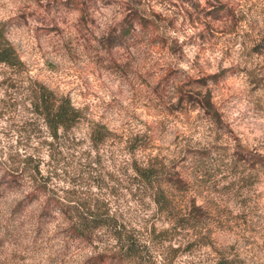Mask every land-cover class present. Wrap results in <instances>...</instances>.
<instances>
[{"label": "rangeland", "instance_id": "obj_1", "mask_svg": "<svg viewBox=\"0 0 264 264\" xmlns=\"http://www.w3.org/2000/svg\"><path fill=\"white\" fill-rule=\"evenodd\" d=\"M0 22L22 61L0 65V264H264V0H0ZM38 84L80 112L55 136ZM85 209L139 256L76 237Z\"/></svg>", "mask_w": 264, "mask_h": 264}, {"label": "trees", "instance_id": "obj_2", "mask_svg": "<svg viewBox=\"0 0 264 264\" xmlns=\"http://www.w3.org/2000/svg\"><path fill=\"white\" fill-rule=\"evenodd\" d=\"M0 65L7 68H20L22 65V61L20 60L16 48L5 34V25L3 22H0ZM216 76L217 74L205 75L197 78L195 82L198 86H204L208 81H211V78ZM38 91L39 94L36 97L35 103V106L38 109L37 114L42 119L44 125L48 128L50 136H55L56 131L60 128L65 129L71 126L72 123L80 117L79 110L74 108L69 103L67 98H60L57 100L51 99V92L47 90L46 87L39 84ZM198 101H200V108L205 110L207 113L211 112V103L208 98V94H206L203 99H199ZM93 128L91 138L96 142L101 139L102 136L98 138V136H95L94 132H97L99 129L104 130L105 128L103 125L98 124L94 125ZM257 162L264 166V158H258ZM142 175L145 176V174ZM167 180L172 185H175L178 181V177H176L175 180L172 178H167ZM70 226L76 237H87L88 233H91L96 228L109 227L111 229L109 232L110 236L116 242V258L128 261L139 256L136 240L131 236V234L125 232L122 225L116 223L113 216L108 214L101 216L95 211L88 209L80 210L72 215ZM220 263L237 264L227 259H222Z\"/></svg>", "mask_w": 264, "mask_h": 264}]
</instances>
